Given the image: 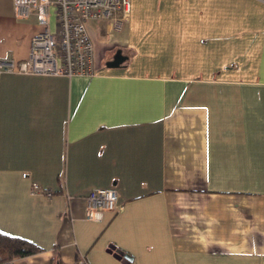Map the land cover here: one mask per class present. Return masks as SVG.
Returning <instances> with one entry per match:
<instances>
[{
    "label": "crops",
    "instance_id": "0c3cea01",
    "mask_svg": "<svg viewBox=\"0 0 264 264\" xmlns=\"http://www.w3.org/2000/svg\"><path fill=\"white\" fill-rule=\"evenodd\" d=\"M91 22L97 75L0 73V231L42 248L14 264H264V0ZM41 29L0 0V59ZM99 188L118 206L88 221Z\"/></svg>",
    "mask_w": 264,
    "mask_h": 264
},
{
    "label": "built area",
    "instance_id": "2783aa9c",
    "mask_svg": "<svg viewBox=\"0 0 264 264\" xmlns=\"http://www.w3.org/2000/svg\"><path fill=\"white\" fill-rule=\"evenodd\" d=\"M14 8L18 19L35 15L42 29L33 36L26 59H0V73L92 77L98 68L90 21L112 20L114 28L121 30L131 14L132 0H14ZM31 193L54 194L36 183ZM117 206L115 189H95L86 196V220L100 221L104 212L115 211Z\"/></svg>",
    "mask_w": 264,
    "mask_h": 264
},
{
    "label": "trees",
    "instance_id": "16d2710c",
    "mask_svg": "<svg viewBox=\"0 0 264 264\" xmlns=\"http://www.w3.org/2000/svg\"><path fill=\"white\" fill-rule=\"evenodd\" d=\"M41 251L42 248L26 238L12 236L0 231V264H14V261L19 258ZM57 263L63 264L60 259L56 260L55 264ZM77 264L87 263L85 260H79Z\"/></svg>",
    "mask_w": 264,
    "mask_h": 264
},
{
    "label": "water",
    "instance_id": "95a60500",
    "mask_svg": "<svg viewBox=\"0 0 264 264\" xmlns=\"http://www.w3.org/2000/svg\"><path fill=\"white\" fill-rule=\"evenodd\" d=\"M126 58H127L126 56L118 53L115 55L114 60L109 63V66L111 67L120 66L126 60ZM109 251L114 253L115 256L121 259L125 264H130L131 261L133 260V257L130 254L115 247L114 245L109 246Z\"/></svg>",
    "mask_w": 264,
    "mask_h": 264
},
{
    "label": "rangeland",
    "instance_id": "374dc122",
    "mask_svg": "<svg viewBox=\"0 0 264 264\" xmlns=\"http://www.w3.org/2000/svg\"><path fill=\"white\" fill-rule=\"evenodd\" d=\"M94 22H97V21H94ZM91 23H92V22L89 23L90 28H91V26H93V25H91Z\"/></svg>",
    "mask_w": 264,
    "mask_h": 264
}]
</instances>
